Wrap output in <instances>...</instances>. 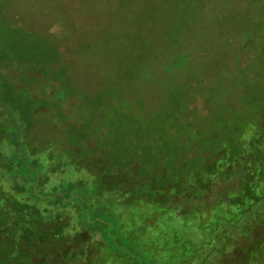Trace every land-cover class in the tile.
<instances>
[{
	"label": "rangeland",
	"instance_id": "obj_1",
	"mask_svg": "<svg viewBox=\"0 0 264 264\" xmlns=\"http://www.w3.org/2000/svg\"><path fill=\"white\" fill-rule=\"evenodd\" d=\"M0 52L8 82L31 76L57 85L22 113L28 135L13 168L23 191L55 194L58 204L60 195L67 200L71 234H88L77 248L83 264L206 261L211 237L197 220L215 223L223 215L215 205L182 197L174 209L190 208L183 223L155 204L135 198L129 205L126 194L110 204L102 189L91 198L84 194L96 191L89 177L136 175L127 166L131 160L150 161L141 173L146 178L159 166L180 176L185 167L221 164V147L229 158L245 152L227 140L234 125V144H246L252 128L264 139V0H0ZM194 144L211 148L212 158L191 160ZM260 149L252 158L259 159ZM248 153L238 162L252 171ZM14 189L0 184L8 195ZM8 198L0 195V211L9 208ZM246 202L245 210L252 209L229 227V245L215 247L216 264H264V198Z\"/></svg>",
	"mask_w": 264,
	"mask_h": 264
},
{
	"label": "trees",
	"instance_id": "obj_2",
	"mask_svg": "<svg viewBox=\"0 0 264 264\" xmlns=\"http://www.w3.org/2000/svg\"><path fill=\"white\" fill-rule=\"evenodd\" d=\"M2 59H5V57L0 52V68L6 65V62ZM18 59H21V57ZM27 60L25 62H33L32 58ZM4 76L2 70H0V184L4 182L13 183L16 194L8 195L4 191L0 192V195L9 197L7 205L10 208L0 211V264H44V262L49 264L51 261L61 260L66 264H83L84 256L77 248H82L81 245L85 244L84 241L85 238H88V234L84 231L71 234L70 228L72 227L69 223L73 220V216L68 210L67 200L60 195V204H58V198L55 194L50 193L51 195L42 197L38 195L36 190L32 193L23 191L19 176L15 175L16 172L13 168V165H20L21 162L19 161L21 160V153L17 146L22 144L23 136L28 135V132L24 129L25 122L22 113L32 110L35 100H42L44 97L51 96L55 92V86L57 89V85L38 77L32 79L31 76L24 77V79L22 78L23 81L12 84ZM187 114L188 117H192L190 109H188ZM237 130V125L229 127L227 140L235 149L237 148L236 145H239L240 150L245 147L243 149L245 152L241 151L236 157L231 156L229 158L226 157V150L221 147L219 153L225 156L221 164L208 162L207 166L200 168L201 170L193 168V171H189L191 169L185 167L187 172L180 176H173L166 166H159V168H153L151 176L146 178L141 173L146 168H151L148 165L150 161L138 162L131 160L129 163L131 165L127 164V166L134 170L133 174L136 175L129 178L124 175L125 173L118 171L98 180L89 177L94 182L92 187L96 191L84 195L91 198L95 196L94 193H98L102 189L103 193L109 195L105 202L110 204V202H119L120 197L126 194L128 198L126 200L122 198V200H125L129 205H131L133 199L137 198L139 202L162 207V215L177 218L176 221L183 223L186 221L189 207L180 210L174 209L177 208L175 207L177 201L181 200L182 197L191 198L194 202L196 199L203 200L202 204L204 206L215 205L211 206L222 212L221 218L218 217L217 221L215 223L211 222L210 225H206L207 220H203V217H199L197 222H199L201 229L211 237L212 250L208 256L204 257L207 262H203L216 264V258L214 257L215 250H218V248L215 247H217V244L221 245L222 248L226 244L229 245L231 238L234 237V232L229 227L234 228L237 224L243 223L247 213L252 209L245 210L246 207L235 209V205L243 204V202L239 203L235 199L231 200L226 197L227 189H229V193L232 192L233 182L231 178L234 177L238 166H240L238 169L246 174L249 172L242 164L236 165L235 163L248 152L252 153L258 148L264 150L262 133L258 131L255 132L257 134L251 133L253 128L248 130L247 140L244 142L246 144L241 145L239 140L236 144L232 143L231 141L235 138ZM178 143L180 147L184 148L186 140L182 138ZM11 145L16 147L14 152ZM194 145L189 154L191 160H197L208 155L212 158L211 148L207 150L199 148L201 150L199 151L196 144ZM257 154V156L261 155V153ZM9 155L12 156L13 160L12 158L7 159ZM261 162L264 165V160H261ZM189 177L192 178V182H190ZM216 191L214 197L213 194ZM21 193L26 194L24 195L26 197L25 203H22L19 198ZM249 193L248 195L253 196L254 199L264 198V195L258 196L255 194L256 190L254 193ZM103 196L106 195L103 194ZM212 196L215 202L210 201ZM250 200L253 202V199ZM259 203L261 201H258ZM256 204L254 202L253 208L256 207ZM54 207H57L58 213L54 212ZM212 207L208 211H211ZM261 208L263 207L260 204ZM202 213L203 211L199 215ZM257 217L260 220L263 215ZM261 222L264 229V220ZM253 223H256V221ZM244 238L248 239L249 236ZM245 250L247 254L249 252L248 248H245ZM241 263L243 264V262Z\"/></svg>",
	"mask_w": 264,
	"mask_h": 264
},
{
	"label": "flooded vegetation",
	"instance_id": "obj_3",
	"mask_svg": "<svg viewBox=\"0 0 264 264\" xmlns=\"http://www.w3.org/2000/svg\"><path fill=\"white\" fill-rule=\"evenodd\" d=\"M253 153L254 152L250 153L251 154V162H250V166H249L252 169V171L250 170L248 172V174H246L242 170H239L238 168L240 166H238L237 170L235 171L234 177L231 178L232 182L236 181L240 184L238 187V191L236 189H234V190L231 189L236 194L237 199H239V203L243 202V204H240V205L237 204L236 205L237 209H240V207H246L247 208V206H246L247 197L249 199H253V201L255 200L253 198V196L250 197L248 195V194H250L249 192L254 193L256 190L255 194L260 196L261 194L259 192L261 191V189L264 190V172L262 173L260 171V167L258 170L256 169L259 164H260V166H261V164L263 165V163L261 162V158H262V156H264V153H261V155H259V159H254V160L252 158V157L255 158ZM256 153H258V152H256ZM239 161H240V159H239ZM240 162H242V161H240ZM235 164L239 165V162H237ZM238 183H236V184H238ZM203 263L206 264L205 262H203V260L198 261V264H203ZM44 264H47V263L44 262ZM49 264H66V263H64V261L61 260V261H51V263H49ZM90 264H93V262ZM183 264H185V263H183Z\"/></svg>",
	"mask_w": 264,
	"mask_h": 264
}]
</instances>
